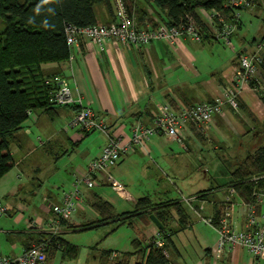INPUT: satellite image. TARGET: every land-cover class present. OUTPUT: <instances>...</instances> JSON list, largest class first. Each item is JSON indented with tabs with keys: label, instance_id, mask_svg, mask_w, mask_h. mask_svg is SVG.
<instances>
[{
	"label": "crops",
	"instance_id": "0c3cea01",
	"mask_svg": "<svg viewBox=\"0 0 264 264\" xmlns=\"http://www.w3.org/2000/svg\"><path fill=\"white\" fill-rule=\"evenodd\" d=\"M114 13L116 18L113 19L107 14L103 24L116 22L118 18L116 12ZM152 19L158 24L161 23L157 15H152ZM133 21L137 25L136 20L133 19ZM241 34L242 29L234 38L239 45L247 41ZM220 45L221 43L211 40L196 43L190 39L182 38L175 42L173 48L159 42L137 49L110 41L105 51H99L94 44H82L81 50L77 53L72 64L65 62L60 66H47L46 69L55 71L57 76L66 79L74 100H80L84 107H90L97 118L104 120L115 135L122 137L123 140H128L134 123L139 121L145 125L151 124L157 104L167 103L173 109L178 110L195 104L210 103L215 98H224L228 88L225 75L234 66L236 55L232 59L225 58L223 60L222 51L220 52L217 48ZM207 50L215 60L213 66L204 64L203 52ZM227 66L230 67L225 69ZM238 100L253 115L255 121L248 118L241 110L234 111L227 105L224 108V115L213 119L205 135L194 126L188 128L185 132L184 145L186 149L166 137L155 136L147 143L145 150L137 149L134 153L121 159L111 171L126 189L128 188L127 185L133 186L130 189L132 190L133 195L130 194V196L133 201H125L119 198L102 180H99L93 189L83 188L82 205L64 224L65 229L61 233L64 242L78 249L77 255L75 258L69 259L63 255L62 251H58L46 264H54L52 260H55L57 255L60 256V263L57 264H64L65 261L76 260L80 256H84L85 253L88 254L86 248L83 249L68 241L67 233L86 230L83 229L81 223L89 215L94 222L99 219L97 213L90 206L94 195L111 205L118 214L133 212L137 201L141 199H148L152 206L169 202L180 203L187 218L186 223L181 224L180 227L178 217L173 215L174 220L170 225L174 233L172 242L176 249H174V264H177L175 259L178 260L179 264H253L254 259L241 247L221 253L214 261L213 249L217 241V233L212 228H210L211 231L206 230L200 233L199 237L204 245L203 249L197 250L198 252L187 249L185 243L187 237L184 236L188 235V231L200 223L202 219H213L219 205L224 206V199L228 194L227 186L230 182V176L223 166V161L232 158L225 155V149L220 148L219 144L224 140L229 143L230 139L218 126L221 123L228 124L233 129L231 133H234L235 137L250 136L254 138L252 132H260L261 136L258 142H262L261 145H264V105L259 96L255 90L245 86L241 88ZM55 112L53 119L45 114L35 113L25 122L23 129L18 133L28 140H26L28 145L27 157L33 151V147H30L34 141L32 136H36L38 146H43L56 142L59 139V134L63 133L66 135L69 147L58 153L52 149L49 153V155H53L51 165H48L50 168L47 171L38 168L30 169V174L25 183L22 179L20 164L16 163L14 169L21 173V175L18 173L15 176L19 186L15 194L7 193L4 196L6 204L10 205L7 206L6 210L12 211L10 214H13L22 208L21 203L26 204V208L31 211L35 222L31 221V224L22 230L2 231L4 236V248L2 247V249L5 253L4 255L0 254V257L19 256L25 251L24 238L37 237L38 233L45 230L49 219L53 216L50 206L60 203L63 194L73 186L76 177L85 172L88 163L97 157L100 150L106 145L107 138L103 134L95 132L93 134H98L100 136L98 139H101L97 151H94L92 156L87 152L85 158L82 159V155L77 158L74 157V147L80 144L83 135L89 136L91 134H83L81 131L76 132L74 130L69 132L66 129L68 121L74 115V108L58 107L55 108ZM215 126L218 127L217 132ZM242 126L247 127L248 130L243 132ZM260 129L262 131H259ZM27 130L30 134L27 133ZM256 143L257 140L254 144ZM240 147H242L241 144ZM178 149L184 151L188 161L190 159L191 162H200L198 169L204 170V172H209V169L206 168V164H208L206 158L214 156L217 166H222L225 170L226 174L223 181L214 187L209 185L202 190L190 189L187 191L188 195H183L172 180L173 176L181 175L182 167L186 168V164L182 166L177 163L176 157L178 156L174 153ZM11 154H13L12 150ZM193 154L196 158L195 161L191 158ZM63 161L65 162L63 163ZM210 161L213 160L210 158ZM131 170L139 171L142 174L141 185H138L137 181H133L129 176ZM147 171L149 172L148 175ZM9 173L0 180V185ZM165 178L173 184L176 191L174 195L166 189L163 183ZM126 179L128 181H125ZM19 191L28 196V204L15 200ZM209 191L207 197L201 198L199 196L202 192ZM183 197L196 200L190 206L184 204L185 199H182ZM232 201L230 208L233 225L236 229L243 230L245 227L244 210L239 206L240 201L237 197L233 196ZM73 218L76 221H73ZM135 221L139 223L137 231L141 240L153 239L159 231L152 222L147 224L137 217L134 219V223ZM114 232L111 231L110 235ZM178 238L179 241L177 242ZM126 250L108 249L102 252L111 251L112 254L117 255L115 260H118L125 253H130Z\"/></svg>",
	"mask_w": 264,
	"mask_h": 264
},
{
	"label": "trees",
	"instance_id": "16d2710c",
	"mask_svg": "<svg viewBox=\"0 0 264 264\" xmlns=\"http://www.w3.org/2000/svg\"><path fill=\"white\" fill-rule=\"evenodd\" d=\"M122 1L130 20H136L139 28L149 26L152 29L160 25L178 26L185 23L187 17L204 27L198 10L204 8L222 11L223 3V0H142L148 6L156 8L161 22L158 24L152 16H147L144 10L139 9L138 5L133 7L126 0ZM98 5L104 6L107 14L113 19L116 18L110 0H0V20L5 27L0 33V180L16 166L10 146L16 141V135L23 129L29 114L42 113L53 119L56 113L55 108L58 107L53 106L49 98L57 87L53 82L57 73L46 68L50 65L60 66L68 59L65 27L97 25L94 9ZM109 24L111 23L104 25ZM241 29L242 21L233 35V40ZM205 34L203 41H215L207 29ZM261 40L264 41V36ZM236 63L235 61L234 65ZM257 69L263 86L258 89L257 78L251 79L248 85L255 90L264 105V57ZM238 104L239 110L255 121L240 100ZM62 107L74 108V115L80 110L78 106ZM79 131L83 134L95 133L80 129ZM252 133L253 139L260 137V132ZM223 166L230 176L227 190H234L236 197L244 202H251L254 193L264 190V145L256 147L253 153L245 158L223 161ZM208 193L210 191L202 192L199 196L205 198ZM90 206L99 219L83 226L86 230L102 225L114 226L112 232L124 225L133 228L136 217L150 224L151 215L164 227V230L158 231L165 241L164 249L157 248L153 239H135L131 242L132 252L125 253L121 259L111 260V251L102 252V259L110 261V264H174V233L170 225L174 220L173 215L178 217L180 227L186 223L187 218L180 203L169 202L152 206L148 199H141L137 201L133 212L118 214L111 205L94 195ZM223 209L222 204L216 209L212 219L214 226H217ZM37 239L36 245L51 239L46 261L51 260L58 251H62L69 259L77 255L78 249L64 242L61 236L51 238L48 234L40 232Z\"/></svg>",
	"mask_w": 264,
	"mask_h": 264
},
{
	"label": "built area",
	"instance_id": "2783aa9c",
	"mask_svg": "<svg viewBox=\"0 0 264 264\" xmlns=\"http://www.w3.org/2000/svg\"><path fill=\"white\" fill-rule=\"evenodd\" d=\"M114 12L117 21L109 25L97 24L89 27H65V39L69 49L67 63H73L82 44H94L99 51H105L110 41L117 42L129 48H141L152 43L163 42L173 48L178 39H190L201 43L205 37V29L208 34L219 43L232 49L237 57L236 65L232 66L225 75L228 85L224 98H215L210 103H201L187 106L178 110L173 109L167 103L156 105V111L150 125L142 122L133 124L128 140L115 135L104 120H100L90 107H84L80 100H74L71 89L66 79L55 76L53 82L57 85L51 92L49 102L56 107L78 106L76 113L67 123L66 129H80L84 132H97L107 138L106 145L100 150L97 157L92 159L82 175L76 177L72 189L63 194L59 204L51 205L53 215L48 225L42 232L51 238H58L62 231V224L68 222L82 205V189H93L99 180H102L111 188L119 198L125 201H133L127 189L111 174V170L126 156L135 150H145L152 137L162 136L177 142L183 149L186 140L185 132L189 127L198 128L205 134L213 119L224 115V108L228 105L232 110L238 111V95L241 88L249 86L251 79L257 74V67L264 57V42L257 44L252 52L247 48L235 50L233 35L242 21V14L262 12L264 15V0H223L222 11L215 9L206 10L200 8L198 14L204 27L191 17L178 26L160 25L156 29L149 26L139 28L130 20L122 0H114ZM32 114H29V119ZM27 133L30 132L27 130ZM236 197L234 190H228L224 199V209L217 226L212 219H202L203 223L213 228L217 233V241L213 249L214 261L225 251L236 247L245 249L254 259L253 264H264V190L254 193L251 202L239 199V206L244 210L245 227L238 230L232 222L230 204ZM188 205L192 199L184 200ZM191 206V205H190ZM6 208L0 207V214L6 213ZM47 239L23 251L17 257H0V264H45L46 254L50 247ZM153 243L157 248L164 249L165 241L157 233L153 237ZM165 253V252H164ZM117 258L116 254L110 256L111 260Z\"/></svg>",
	"mask_w": 264,
	"mask_h": 264
},
{
	"label": "rangeland",
	"instance_id": "374dc122",
	"mask_svg": "<svg viewBox=\"0 0 264 264\" xmlns=\"http://www.w3.org/2000/svg\"><path fill=\"white\" fill-rule=\"evenodd\" d=\"M126 1L129 4H131L133 7H136L138 5L139 9H142L144 10V12L147 13V16L157 15L156 12L158 11L156 10V8L152 6H148L147 4L143 3L142 0H126ZM110 2L112 6L114 7L115 6L114 0H110ZM133 10L135 11L136 8H134ZM94 12L97 18V22L100 24H103L106 21L105 16L107 15V11L105 7L102 5H98L95 7ZM134 17L135 19H137L136 14L134 15ZM242 26L243 28H242L241 36H244L247 41L239 45L237 41L234 39L233 46L235 47L236 51L239 50L240 47L241 48L245 47L247 48L249 52H252L257 44L264 42L263 40H261L262 37L264 36V15L260 11H257L251 14L244 12L242 14ZM4 29L5 27L2 21L0 20V33H2ZM252 40H254V42ZM217 48H219L220 52L222 51V54L224 57L223 60L225 58L228 60L232 59L236 55L232 49L222 45V43ZM203 58L205 60L204 61L205 65L213 66L215 64V60L212 58V56H210V52L208 50L203 52ZM236 60H237V57L235 61ZM229 67L230 66H227L225 69ZM255 78L258 79L257 84H259V86L258 85L257 86H258V89L260 90V88L263 86V81L259 79V72H257ZM232 121L234 122L233 119ZM224 123L226 124L227 122H224ZM218 127L230 139L229 143L225 140L220 142L219 147L225 149L226 151L225 155H228L229 158H232V160L234 159V156L238 159L245 158L248 154L253 153L256 147L262 144V142H258L259 138L253 139L250 136L235 137L234 133H231V130L233 129L230 128L228 124L224 125L221 123ZM218 127L217 126L214 127L216 132L218 131ZM73 130L76 132L79 131V129H73ZM73 130H68V131L72 132ZM247 130H248L247 127L242 126L243 132H246ZM259 131H262V130L260 129ZM99 137L100 136L98 134L96 135L91 134L89 136L83 135V140L80 142V144L74 147L75 149L74 157L77 158V157H80L81 155L83 156L87 152H89L90 153L89 155L92 156L94 154V151H97V148L99 147L98 145L100 144L99 142L101 141V139H98ZM32 139L34 141L33 143H31L30 147L31 148L33 147L32 148L33 151H31V155L28 157H27V151H28L27 141L28 140L25 137H23L22 134H18L16 136V141L11 144V150L13 151L12 156H13L14 161L18 165L20 164V171L23 174L22 179L24 183L27 182V179H28L27 177L30 174V169L34 170L38 168L42 171H47V169L50 168L48 165H51L50 163L52 162L51 159L53 158V155H49V153L51 152L52 149L53 151L55 150L58 153V152H62L63 150H66L69 147V143L67 141L66 135L63 133L59 134V139L56 142H52L50 144H44L43 146L37 145L36 136H32ZM255 140H257L256 144H254ZM240 144L242 145V147H240ZM208 147L209 149H211L210 146ZM174 154L181 158L180 159L176 157L177 163L181 164L182 166L186 164L185 169L184 167H182V171L180 172L181 175L172 177L173 184L176 185V187L183 193V195L185 196L188 195L187 191H189L190 189H196V190L201 189L202 190V189H206L207 187H209V185L214 187L223 181L225 174H226L225 170L223 169L222 166H217L216 164L217 162L215 158H213L214 156L212 157L210 156V158L213 161H210V158H206V161L208 163L206 164L207 166L206 168L209 169V172H204V170L202 171L198 169L199 168L198 166H200L201 163L200 162L197 163L195 161L196 158L194 157V154L191 158L195 162H191L190 159L188 161L182 149H178L177 151H175ZM202 155L203 157H205L204 154ZM82 156H81V159H82ZM185 160L187 161V163ZM64 162L65 161H63V163ZM18 173L20 172L16 169L10 171V173L4 178L2 185H0L2 186L0 188V207H5L7 209V206H10L9 204L8 205L6 204L7 202L5 201L4 196L7 193L15 194L17 192L19 183L17 181L18 179H16L15 176ZM148 173L149 172L147 171V175ZM111 174L113 178L117 180L115 176L113 175L112 171H111ZM129 176L132 178L133 181H137L138 185H141L142 174L139 171L131 170L129 173ZM125 181H128V180L126 179ZM163 183L165 184L166 189L174 195L176 191L174 190V187L171 181H168L167 178H165L163 179ZM127 187H128L127 188L128 193L133 195L131 192L132 190H130L133 188V186L127 185ZM71 189L72 187L68 189L67 192L70 191ZM15 197H16L15 200L17 201L19 200L20 202H24L27 204L29 203L28 196L22 193V191H19V194L16 195ZM182 199H187V198L183 197ZM193 201L195 200L192 199V203ZM192 203H189V204L192 205ZM184 204H187V203L185 202ZM21 205H22V208L18 212L10 214L12 213V211H7L5 214H0V254L2 255H4L5 253L4 249H2L4 245V236H3L2 231L5 232L8 230H12V229L22 230L24 228H27L31 224L30 223L31 221L35 222V219L31 215V211L30 210L28 211L26 208L27 205L22 204V203ZM130 207L132 208L131 205ZM8 213L9 215H6ZM73 221H76V220L73 218ZM92 223H94V221L91 220V216L89 215L88 218L84 222L81 223V225L84 226V225H88ZM64 224H62L61 226V228L63 229H65ZM138 224L139 223H136L135 221L133 228H130L126 225L121 226L114 232V234H111V235H110V232L114 229V226L112 225H102L98 228L84 230L82 232L67 233L68 241H71V243H73L74 245H79L83 249L86 248V250H88V254L85 253L84 256L82 255L76 260L65 261L64 264H110V261H107L101 258L102 251L108 250V249L124 251V249H127L126 251L131 252L132 251L131 242L134 239H139V235L137 231ZM210 228L211 227L203 223V221L194 225L193 228L190 231H188V235H184L187 237L185 241L187 249H190L191 251H194V252L197 250L200 251L201 249H203L204 244L202 243V239L199 236L201 232H204L206 230L211 231ZM37 240H38L37 237L31 238V239H28L27 237H25L23 241L24 242L23 244H25V250L36 245ZM178 241H179V238L177 242ZM175 261L177 264H179L177 259H175ZM52 262L54 264L60 263V256L57 255L56 259L52 260Z\"/></svg>",
	"mask_w": 264,
	"mask_h": 264
},
{
	"label": "water",
	"instance_id": "95a60500",
	"mask_svg": "<svg viewBox=\"0 0 264 264\" xmlns=\"http://www.w3.org/2000/svg\"><path fill=\"white\" fill-rule=\"evenodd\" d=\"M87 155V153L86 154H84L83 156H82V158H85V156ZM149 219H150V221L155 225V227L158 229V230H164V227L161 225V223L153 216V215H151L150 217H149Z\"/></svg>",
	"mask_w": 264,
	"mask_h": 264
},
{
	"label": "clouds",
	"instance_id": "9594fccd",
	"mask_svg": "<svg viewBox=\"0 0 264 264\" xmlns=\"http://www.w3.org/2000/svg\"><path fill=\"white\" fill-rule=\"evenodd\" d=\"M45 2H47V0H45Z\"/></svg>",
	"mask_w": 264,
	"mask_h": 264
}]
</instances>
